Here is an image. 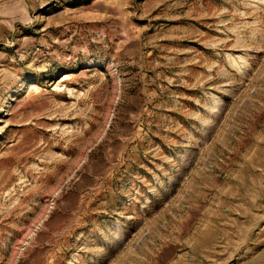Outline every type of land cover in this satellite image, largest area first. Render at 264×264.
I'll list each match as a JSON object with an SVG mask.
<instances>
[{
	"label": "rangeland",
	"instance_id": "1",
	"mask_svg": "<svg viewBox=\"0 0 264 264\" xmlns=\"http://www.w3.org/2000/svg\"><path fill=\"white\" fill-rule=\"evenodd\" d=\"M0 264H264V0H0Z\"/></svg>",
	"mask_w": 264,
	"mask_h": 264
}]
</instances>
